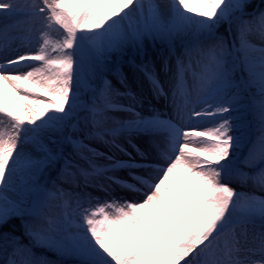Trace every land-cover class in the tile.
<instances>
[{
    "label": "snow or ice",
    "instance_id": "1",
    "mask_svg": "<svg viewBox=\"0 0 264 264\" xmlns=\"http://www.w3.org/2000/svg\"><path fill=\"white\" fill-rule=\"evenodd\" d=\"M249 8L0 0V229L19 218L29 238L0 231V264H264V9ZM137 77L168 111L138 110Z\"/></svg>",
    "mask_w": 264,
    "mask_h": 264
},
{
    "label": "bare ground",
    "instance_id": "2",
    "mask_svg": "<svg viewBox=\"0 0 264 264\" xmlns=\"http://www.w3.org/2000/svg\"><path fill=\"white\" fill-rule=\"evenodd\" d=\"M155 2L161 3V4H165V3L168 2V0H155ZM155 46H156V44H153V43H150V45H149V54H152V56H153L154 59L161 60V58L167 57L169 55V53L166 50V48L164 50H156L155 49ZM172 62L174 63V58L172 59ZM117 67H119L120 71L125 76L130 77V78L133 77V69L131 68V66H130V64L128 62H124V61L118 59V57H116L115 64L112 66V70L109 71V72H107V79H109L112 82V84H115L117 86H123L120 83V79H119L118 73L115 70ZM160 79H164L165 80L163 82V85L168 84L167 76L163 72L160 73ZM130 83L131 84H138V83H140L141 85H143V86H140L139 87V90L136 92L137 96L143 101V106L142 107H140L139 105L137 106L138 107V110L147 111V109L149 107H154L156 109H159L162 112H166V111L169 110L168 109V105L170 103V99L169 100H166L164 97H156L152 93L151 88H150V90L148 91V95L147 96L149 98H153L152 96L154 95V101L156 102V103L150 104L148 102H145L148 98H146V100H145V98L143 97L144 94L142 95V93H144V92L147 91V89L144 87L145 86V82L141 83L140 82V79L137 77V78H134V79H130ZM167 88L168 87L166 86L165 89L167 90ZM120 91H124V90H120ZM122 102L123 103H127L128 102V99L122 98ZM10 106H12V105L10 104ZM133 143L136 144V146L139 148L140 141L138 140V138H134L133 139ZM94 146L99 147L100 150H105L104 147H103V145H94ZM127 147L129 148V151H132L133 154H135V150L132 149L131 146H127ZM141 148H142V150L140 149L141 151H144L145 150V143L143 144V146ZM118 155H120L123 158L122 154H118ZM137 159L139 160V157H137ZM65 186L68 187V185H66V184H65ZM69 190H71V189H69ZM86 190L88 192H90L93 196H98V197L103 198L106 195L103 191H100V190H98L96 188H87ZM113 194L114 195H117V196H119V195H125L116 186H113Z\"/></svg>",
    "mask_w": 264,
    "mask_h": 264
},
{
    "label": "rangeland",
    "instance_id": "3",
    "mask_svg": "<svg viewBox=\"0 0 264 264\" xmlns=\"http://www.w3.org/2000/svg\"><path fill=\"white\" fill-rule=\"evenodd\" d=\"M251 1H255V0H249V3L251 2ZM262 9H264V8H262ZM262 9H260V10H262ZM249 10H251V9H249ZM219 33V32H218ZM220 34V33H219ZM155 49L156 50H164L165 49V47L164 46H161L160 44H156V46H155ZM180 52H181V50H179V49H174L173 51H172V53H171V57H174V56H176V55H178V54H180ZM149 57L151 58V59H154L153 58V56H152V54H149ZM155 61V60H154ZM155 62H157V61H155ZM237 70H235V72H236ZM162 84H163V82H161ZM138 85V84H137ZM139 87V86H138ZM146 89H147V86H144ZM136 90V87H133V90ZM125 90V89H124ZM137 91V90H136ZM246 106V105H245ZM245 115L247 116V113H245ZM247 124H248V120H246L245 121V124H244V127H247ZM61 186L62 187H66L65 186V184H61ZM231 186L232 187H234L237 191H248V188L247 187H242L238 182H235V181H233L232 183H231ZM67 188V187H66ZM123 193V192H122ZM124 194V193H123ZM37 254H40V253H44L45 255H47L50 259H55V256H54V254L53 253H51V252H45V250H42V249H39V248H34L33 249Z\"/></svg>",
    "mask_w": 264,
    "mask_h": 264
},
{
    "label": "trees",
    "instance_id": "4",
    "mask_svg": "<svg viewBox=\"0 0 264 264\" xmlns=\"http://www.w3.org/2000/svg\"><path fill=\"white\" fill-rule=\"evenodd\" d=\"M0 231L3 232H8L11 235H15L17 237H19V239L21 240V242H23V237L20 234L19 228L16 225V222L14 219H12L8 225H6L3 229H0Z\"/></svg>",
    "mask_w": 264,
    "mask_h": 264
}]
</instances>
